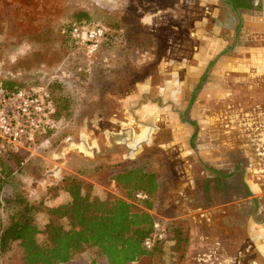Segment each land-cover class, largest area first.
Segmentation results:
<instances>
[{
    "label": "rangeland",
    "instance_id": "374dc122",
    "mask_svg": "<svg viewBox=\"0 0 264 264\" xmlns=\"http://www.w3.org/2000/svg\"><path fill=\"white\" fill-rule=\"evenodd\" d=\"M262 1L241 13L236 31L219 0H0V83L51 89L58 114L20 149L25 165L0 175L6 178L1 224L13 211L6 201L21 193L39 205L37 223L44 228L48 207L71 194L79 199L65 188L74 178L82 194L126 197L111 176L119 166L135 165L161 180L151 213L168 232L160 251L128 264H264V224L243 214V199L227 202L209 182L204 187L197 164L202 159L226 170L239 163L249 197L264 205ZM79 11L110 29L94 55L65 41ZM112 118L121 128H106ZM129 124L137 133L131 147L141 129L155 127L153 141H142L134 157L119 142ZM82 140L91 154L71 147ZM152 142L154 167L147 158ZM22 257L16 243L0 264H22ZM94 258L87 251L73 264Z\"/></svg>",
    "mask_w": 264,
    "mask_h": 264
},
{
    "label": "trees",
    "instance_id": "16d2710c",
    "mask_svg": "<svg viewBox=\"0 0 264 264\" xmlns=\"http://www.w3.org/2000/svg\"><path fill=\"white\" fill-rule=\"evenodd\" d=\"M75 17L70 26L73 23L91 24L87 12L79 11ZM70 26L66 30L65 41L68 44ZM2 85L7 90L33 89L19 87L12 82ZM49 95L54 102L55 94L51 89ZM54 113L57 122V109ZM19 151H13L8 158H0V175L6 170L8 174H14L16 170L13 164L19 168L25 165L27 155ZM5 181L6 178L0 180V209L3 208L1 192ZM111 181L126 190L127 196L99 198L87 192L82 194V182L71 179L65 188L75 189L79 199L71 194V199L56 209L48 207L51 219L44 228L37 223L40 211L38 204L21 193L10 197L6 203L13 211L6 225L0 222V256L8 253L16 243L23 250L22 264H73L87 251L96 254L90 264H128L160 251L164 239L150 249L144 246L145 240L154 232L151 199L158 189L155 172L145 171L135 165L119 166L111 176ZM138 192H143L147 197L137 198ZM49 225H53V229ZM40 236H43L42 240Z\"/></svg>",
    "mask_w": 264,
    "mask_h": 264
},
{
    "label": "built area",
    "instance_id": "2783aa9c",
    "mask_svg": "<svg viewBox=\"0 0 264 264\" xmlns=\"http://www.w3.org/2000/svg\"><path fill=\"white\" fill-rule=\"evenodd\" d=\"M107 31L100 25L73 23L69 37L74 45L83 46L89 55H94L105 45ZM54 111L55 104L47 87L7 90L0 83V158H8L13 151L36 142L37 137L52 126ZM136 196L139 199L147 197L143 192ZM166 236L167 227L155 220L154 232L144 246L150 249Z\"/></svg>",
    "mask_w": 264,
    "mask_h": 264
},
{
    "label": "flooded vegetation",
    "instance_id": "af4514ba",
    "mask_svg": "<svg viewBox=\"0 0 264 264\" xmlns=\"http://www.w3.org/2000/svg\"><path fill=\"white\" fill-rule=\"evenodd\" d=\"M261 2V0H219V9L223 11L225 9L229 13H231V21L235 23V30H239L242 23V12L252 10L256 4ZM262 5L264 8V0L262 1ZM145 117V115L143 114ZM132 128L128 127L121 131L122 143H126L127 147L130 148L128 151V155L130 157H134V155L139 151V144L143 140H150V134L154 130L153 127H145L144 130L141 129V138L137 143V146L131 147L130 143L134 139L129 138L131 134ZM84 137V136H83ZM113 143V142H112ZM117 144L116 142L113 145ZM72 148H77L80 152L84 153H92V146L88 147L86 142L83 140L80 143H73L71 145ZM198 166L204 170V174H207L203 184L204 187L208 182L211 187H214L221 191L224 196V200L233 199L234 197H239L243 199V214L247 217L253 218L256 222H262L264 224V205L261 204L260 198L251 196V187L248 185L247 181L243 178V172L240 169L239 163L237 165L233 164L231 168L224 169L221 167H215L213 164L203 161L199 159L197 161ZM235 181V183H229ZM206 183V184H205ZM214 183V184H213ZM221 187V189H219ZM204 191V190H203ZM247 198V199H245ZM245 199V200H244ZM245 204V206H244ZM236 220L234 219V222Z\"/></svg>",
    "mask_w": 264,
    "mask_h": 264
},
{
    "label": "crops",
    "instance_id": "0c3cea01",
    "mask_svg": "<svg viewBox=\"0 0 264 264\" xmlns=\"http://www.w3.org/2000/svg\"><path fill=\"white\" fill-rule=\"evenodd\" d=\"M105 126H106V128H112V127H116V128H121V123L119 122V120H114L113 118L112 119H108V120H105ZM131 124H129V126H130ZM128 126V127H129ZM145 126V125H144ZM147 127H153L154 128V130L152 131V133L150 134V140L149 141H147V140H143V142H147V143H151V141H153V139H154V136H153V133L155 132V127L154 126H149V125H146ZM145 126V127H146ZM130 128H132L131 126H130ZM133 130V132L134 133H136L135 131L136 130H134V129H132ZM120 134H121V132H120ZM137 134V133H136ZM178 142H180V140L178 139ZM149 145H154V142H152V144H148L147 145V158H148V160H152V162H151V164H153V167H154V165H155V162L153 161V159H154V157H155V153L154 152H152V151H154L155 149H151V148H149L148 146ZM110 147V146H109ZM111 147H113V146H111ZM158 147L159 148H163L164 147V145H158ZM129 148V147H128ZM109 151H111V149L110 148H108V145L107 146H105L104 147V149L102 148V152H104V155L105 156H107V154L109 153ZM180 155H181V153H180ZM29 160V159H28ZM205 172H204V170L203 169H201V171H200V175H204L205 177H207V174L205 175L204 174ZM34 179H36L35 178V176H34ZM204 180L205 179H202V183L204 182ZM161 180L159 179V177H158V183L160 182ZM231 181L229 180V183H230ZM190 183V182H189ZM231 183H235V181H233V182H231ZM212 189V191L213 192H218L219 190L218 189H216V188H214V187H212L211 188ZM212 192V193H213ZM230 200V199H229ZM229 200H227V202L229 201ZM231 200H233V199H231ZM194 201H195V199H192V203H194ZM59 203H60V201H59ZM209 206H211V203L209 204ZM216 207L217 206H219V205H215ZM211 207V209H210V213L209 214H212V213H214V212H216L217 210H215V208L216 207ZM218 211H219V209H218Z\"/></svg>",
    "mask_w": 264,
    "mask_h": 264
},
{
    "label": "bare ground",
    "instance_id": "6f19581e",
    "mask_svg": "<svg viewBox=\"0 0 264 264\" xmlns=\"http://www.w3.org/2000/svg\"><path fill=\"white\" fill-rule=\"evenodd\" d=\"M122 136L120 135V138H119V142H122L123 140H122V138H121ZM129 138H133V133H132V130H131V134H130V137Z\"/></svg>",
    "mask_w": 264,
    "mask_h": 264
}]
</instances>
